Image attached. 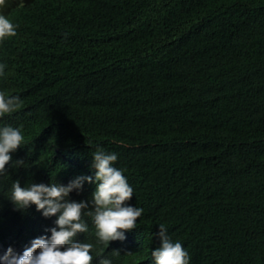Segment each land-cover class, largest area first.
I'll list each match as a JSON object with an SVG mask.
<instances>
[{"label": "clouds", "instance_id": "obj_1", "mask_svg": "<svg viewBox=\"0 0 264 264\" xmlns=\"http://www.w3.org/2000/svg\"><path fill=\"white\" fill-rule=\"evenodd\" d=\"M115 11L126 12L122 0H0V264H242L246 224L232 238L217 232V243L188 238L189 214L212 223L228 217L174 205L199 200L159 130L161 114L138 120L139 99L128 118L116 114L119 91L94 87L83 72L91 56L82 52ZM227 76L263 128L234 138L243 118L237 103L213 143L212 157L226 162L241 145L259 151L264 144L257 103L264 77L236 66L203 81L190 66L173 71L160 96L178 121L167 92L184 87L192 120L201 91L208 101ZM118 119L124 128H111ZM199 153L196 164L205 167L207 153Z\"/></svg>", "mask_w": 264, "mask_h": 264}, {"label": "trees", "instance_id": "obj_2", "mask_svg": "<svg viewBox=\"0 0 264 264\" xmlns=\"http://www.w3.org/2000/svg\"><path fill=\"white\" fill-rule=\"evenodd\" d=\"M122 4L125 13L115 11L113 20H100L101 38L81 54L91 56L84 60L83 72L95 78L94 87L119 91L116 114L131 116L138 99V120L143 113L156 118L161 114L159 130L173 142L175 158L186 173L184 180L199 200H178L174 205L228 217L212 223L208 217L189 214L188 238L217 243V232L226 231L232 238L246 224L240 232V246L246 251L242 264H264V144L259 151L241 145L228 162L212 157L218 130L235 115L237 103L243 118L234 138L263 128L246 115L238 85L227 76L208 101L202 90L192 120V98L184 87L167 92L177 105L178 121L168 114L167 97L162 102L160 98L165 91L161 89L170 86L173 71L190 66L203 81L225 76L236 66L264 77V0H122ZM257 103L264 113V94ZM100 126L106 127L103 118ZM111 128L123 129L124 122L118 119ZM124 132L128 133L127 122ZM199 152L207 153L205 167L196 164Z\"/></svg>", "mask_w": 264, "mask_h": 264}]
</instances>
